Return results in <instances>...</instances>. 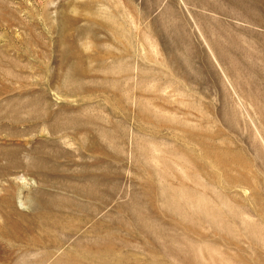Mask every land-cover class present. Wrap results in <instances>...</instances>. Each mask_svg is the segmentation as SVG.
Segmentation results:
<instances>
[{
  "label": "rangeland",
  "instance_id": "374dc122",
  "mask_svg": "<svg viewBox=\"0 0 264 264\" xmlns=\"http://www.w3.org/2000/svg\"><path fill=\"white\" fill-rule=\"evenodd\" d=\"M0 264H264V0H0Z\"/></svg>",
  "mask_w": 264,
  "mask_h": 264
}]
</instances>
